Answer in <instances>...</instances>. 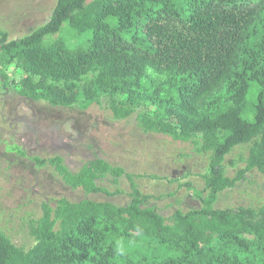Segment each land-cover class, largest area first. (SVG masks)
<instances>
[{
    "label": "trees",
    "instance_id": "trees-1",
    "mask_svg": "<svg viewBox=\"0 0 264 264\" xmlns=\"http://www.w3.org/2000/svg\"><path fill=\"white\" fill-rule=\"evenodd\" d=\"M0 65L21 71L23 98L85 109L105 97L115 119L141 110L144 133L209 156L204 189L186 184L201 207L170 219L124 168L96 157L74 173L62 157L33 158L86 195L119 196L125 177L131 200L46 203L32 249L0 230V264H264V207H215L248 172L264 176V0H58L27 36L0 30ZM247 144L246 168L228 177L227 157Z\"/></svg>",
    "mask_w": 264,
    "mask_h": 264
},
{
    "label": "rangeland",
    "instance_id": "rangeland-1",
    "mask_svg": "<svg viewBox=\"0 0 264 264\" xmlns=\"http://www.w3.org/2000/svg\"><path fill=\"white\" fill-rule=\"evenodd\" d=\"M57 2L0 0V30L10 40L21 39L51 19ZM23 77L15 66L0 65V230L14 245L25 250L35 246L30 221L42 216L46 203L54 206L63 198L72 202L87 198L125 206L131 200L130 183L125 177L120 180L119 196L86 195L66 186L51 166L38 167L32 161L35 157H62L74 173L96 157L124 168L136 177L143 194L155 198L152 205L167 219L176 210L188 212L201 207L186 186L190 183L198 190L205 187L203 176L209 156L198 153L195 145L144 133L137 121L141 110L127 120L115 119L106 109L105 97L100 104L85 109L82 104L64 108L28 100L18 94ZM150 110L153 113L155 109ZM251 146H238L227 157L228 177L246 168ZM100 185L111 192L117 189L109 179ZM215 207H264V176L257 170L248 172L235 188L220 194Z\"/></svg>",
    "mask_w": 264,
    "mask_h": 264
}]
</instances>
